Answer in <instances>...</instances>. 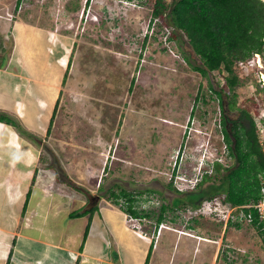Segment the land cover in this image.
<instances>
[{
  "label": "rangeland",
  "instance_id": "rangeland-1",
  "mask_svg": "<svg viewBox=\"0 0 264 264\" xmlns=\"http://www.w3.org/2000/svg\"><path fill=\"white\" fill-rule=\"evenodd\" d=\"M153 1L88 0L81 16L84 0H7L3 19L19 17L24 30L33 25L23 39L31 35L36 43L25 48L22 73L6 75L15 88L0 114L24 129L7 131L25 151H38V182L87 206L112 203L131 227L153 237L148 264H264L257 226L226 221V206L206 197L208 185L219 182L214 164L222 171L235 163L214 90L225 71H199L188 38L168 11L166 22L152 15ZM154 18L149 40L145 31ZM12 33H0V65L7 68ZM258 54L233 64L239 83L221 100L235 102L227 111L232 119L250 112L264 153V54ZM203 174L210 179L199 184ZM175 197L183 200L178 206L171 205ZM130 204L142 217L129 214ZM162 204L167 209L157 223Z\"/></svg>",
  "mask_w": 264,
  "mask_h": 264
},
{
  "label": "crops",
  "instance_id": "crops-1",
  "mask_svg": "<svg viewBox=\"0 0 264 264\" xmlns=\"http://www.w3.org/2000/svg\"><path fill=\"white\" fill-rule=\"evenodd\" d=\"M5 4L7 0H0V7ZM3 15L0 33L14 30L15 50L9 68L0 65V109L9 106L6 92L12 94L15 88L6 75L22 73L25 48L36 44L31 35L23 39L33 25L24 30L19 17ZM12 126L0 121V264H145L153 237L131 227L127 214L112 203L97 202L86 212L93 206L38 182V151H25L22 139L7 131ZM75 211L81 213L72 215Z\"/></svg>",
  "mask_w": 264,
  "mask_h": 264
},
{
  "label": "trees",
  "instance_id": "trees-1",
  "mask_svg": "<svg viewBox=\"0 0 264 264\" xmlns=\"http://www.w3.org/2000/svg\"><path fill=\"white\" fill-rule=\"evenodd\" d=\"M167 11L173 26L186 35L193 51L200 57L201 65L195 67L204 75L215 70L225 71L222 83L219 84L218 89H213L221 101L223 135L229 144L235 163L222 171L220 163L214 164V172L219 175V182L208 185L206 197L217 198L222 204L229 205L256 201L261 192L264 153L258 143L253 117L245 109L240 111L237 118L232 119L227 115V111L236 108L235 102L228 99L226 104L221 99L223 94L228 97L229 92L239 83L238 73L233 68L235 63L245 62L251 56L254 57L255 53L264 54V0H171L169 3L165 0H154L152 2V15L159 17L163 22H166ZM173 31L174 29L171 37H173ZM70 61L69 58L67 69ZM133 84L134 79L131 80L130 88ZM261 88L264 89L263 85ZM57 102L58 99L54 103L49 126L55 114ZM255 109V113L260 114V109ZM0 121L9 123L17 129L20 127L15 119L4 113L0 114ZM208 179L210 177L203 174L199 184ZM111 194L117 197L120 192L112 191ZM120 195L127 197L130 203L133 202L125 190H122ZM188 199L194 204V197L189 196ZM181 202H183L181 197H175L171 205L178 206ZM94 209L95 206L87 209L86 212ZM127 209L131 216L142 217L131 204ZM166 209L167 206L162 204L156 217L157 223L163 220ZM247 210H251L254 214L253 224L260 231L264 249V220L256 217L254 208ZM80 213L75 211L72 215ZM88 228L87 225L84 238ZM151 252L152 246L148 251L145 264H148Z\"/></svg>",
  "mask_w": 264,
  "mask_h": 264
},
{
  "label": "built area",
  "instance_id": "built-area-1",
  "mask_svg": "<svg viewBox=\"0 0 264 264\" xmlns=\"http://www.w3.org/2000/svg\"><path fill=\"white\" fill-rule=\"evenodd\" d=\"M88 0H84V5L83 8L81 9V16L84 7L86 6ZM119 2H130V0H117ZM138 1V0H135ZM145 1V0H143ZM151 21V19H150ZM159 21V19L154 18L152 22L148 25L146 31H145V36L150 40L152 36L155 34L154 32L156 31L155 25ZM150 29V30H149ZM169 37V34H168ZM160 38V37H159ZM148 40V41H149ZM163 40L165 42L168 41L167 35L163 37ZM148 41L145 45L144 49V56H146L147 53V47H148ZM256 57H259L258 53L254 54ZM144 60V59H143ZM201 179V178H200ZM261 182L262 186L260 189V196L256 201L245 203V204H240V205H229V204H223L226 206L225 213H226V221H233V222H241V221H249L253 223L254 219V214L252 213L251 210H247L249 208H254L256 210V217L259 220H264V174L261 176Z\"/></svg>",
  "mask_w": 264,
  "mask_h": 264
},
{
  "label": "flooded vegetation",
  "instance_id": "flooded-vegetation-1",
  "mask_svg": "<svg viewBox=\"0 0 264 264\" xmlns=\"http://www.w3.org/2000/svg\"><path fill=\"white\" fill-rule=\"evenodd\" d=\"M92 199H94V197H89V201H92Z\"/></svg>",
  "mask_w": 264,
  "mask_h": 264
},
{
  "label": "bare ground",
  "instance_id": "bare-ground-1",
  "mask_svg": "<svg viewBox=\"0 0 264 264\" xmlns=\"http://www.w3.org/2000/svg\"><path fill=\"white\" fill-rule=\"evenodd\" d=\"M263 81H264V77H263ZM21 156V155H20Z\"/></svg>",
  "mask_w": 264,
  "mask_h": 264
}]
</instances>
